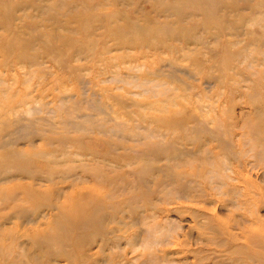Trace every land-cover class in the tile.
Returning a JSON list of instances; mask_svg holds the SVG:
<instances>
[{"label": "rangeland", "instance_id": "1", "mask_svg": "<svg viewBox=\"0 0 264 264\" xmlns=\"http://www.w3.org/2000/svg\"><path fill=\"white\" fill-rule=\"evenodd\" d=\"M10 149L0 264H264V0H0Z\"/></svg>", "mask_w": 264, "mask_h": 264}, {"label": "bare ground", "instance_id": "2", "mask_svg": "<svg viewBox=\"0 0 264 264\" xmlns=\"http://www.w3.org/2000/svg\"><path fill=\"white\" fill-rule=\"evenodd\" d=\"M15 151L12 149L9 150V152L5 155H0V166L2 165H8V166H13L16 163V156L14 155ZM241 168L247 169L248 172L252 170H254L255 168H257V165L254 163H250V164H246V165H241ZM236 169V168H235ZM226 170V169H225ZM230 169L227 168L226 171H229ZM228 177L231 178L233 180V178L231 177V175H229V172H226ZM247 174V173H245ZM257 179V178H256ZM255 182V181H254ZM11 189L13 190V187H11ZM14 203V196L11 195L10 196V201H9V206H12Z\"/></svg>", "mask_w": 264, "mask_h": 264}]
</instances>
